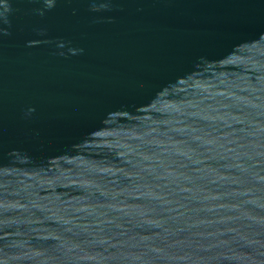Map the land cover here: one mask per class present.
Returning <instances> with one entry per match:
<instances>
[{"label":"water","instance_id":"obj_1","mask_svg":"<svg viewBox=\"0 0 264 264\" xmlns=\"http://www.w3.org/2000/svg\"><path fill=\"white\" fill-rule=\"evenodd\" d=\"M0 264H264V0H0Z\"/></svg>","mask_w":264,"mask_h":264},{"label":"clouds","instance_id":"obj_2","mask_svg":"<svg viewBox=\"0 0 264 264\" xmlns=\"http://www.w3.org/2000/svg\"><path fill=\"white\" fill-rule=\"evenodd\" d=\"M52 5H51V3H49L48 4V7H51ZM40 14L42 15L43 14V12H40ZM5 23H7L8 21H7V19L5 18V21H4Z\"/></svg>","mask_w":264,"mask_h":264}]
</instances>
